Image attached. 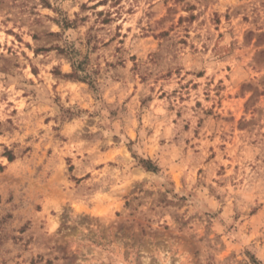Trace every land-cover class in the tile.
Here are the masks:
<instances>
[{
  "label": "rangeland",
  "instance_id": "obj_1",
  "mask_svg": "<svg viewBox=\"0 0 264 264\" xmlns=\"http://www.w3.org/2000/svg\"><path fill=\"white\" fill-rule=\"evenodd\" d=\"M0 264H264V0H0Z\"/></svg>",
  "mask_w": 264,
  "mask_h": 264
},
{
  "label": "trees",
  "instance_id": "obj_2",
  "mask_svg": "<svg viewBox=\"0 0 264 264\" xmlns=\"http://www.w3.org/2000/svg\"><path fill=\"white\" fill-rule=\"evenodd\" d=\"M74 75H77V74H73V76ZM146 167H147V169L153 170V171H157V169H158L156 166L153 165L152 162H148Z\"/></svg>",
  "mask_w": 264,
  "mask_h": 264
}]
</instances>
